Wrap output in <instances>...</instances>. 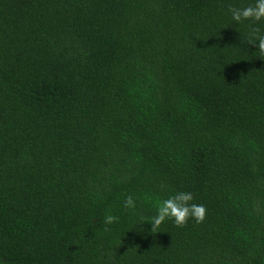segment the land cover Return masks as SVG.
Segmentation results:
<instances>
[{"label": "trees", "instance_id": "trees-1", "mask_svg": "<svg viewBox=\"0 0 264 264\" xmlns=\"http://www.w3.org/2000/svg\"><path fill=\"white\" fill-rule=\"evenodd\" d=\"M254 3L0 0V264H264Z\"/></svg>", "mask_w": 264, "mask_h": 264}, {"label": "clouds", "instance_id": "clouds-1", "mask_svg": "<svg viewBox=\"0 0 264 264\" xmlns=\"http://www.w3.org/2000/svg\"><path fill=\"white\" fill-rule=\"evenodd\" d=\"M228 11L236 22L252 21L260 22L264 20V0H255L254 4L246 7H229ZM249 45H258V50L264 56V35H260V29L252 28L248 38ZM163 187V186H162ZM193 195L190 192H177L169 198L161 201L157 207V215L151 218L152 233H157L162 223L166 219L174 221L177 227L183 228L188 224L189 219H194L197 224H201L206 219L207 210L203 205L191 203ZM126 209H134L136 207L132 196H128L124 202ZM118 218L109 214L105 217L104 223L111 225L117 222ZM142 224L143 217L141 218ZM141 224V225H142Z\"/></svg>", "mask_w": 264, "mask_h": 264}]
</instances>
